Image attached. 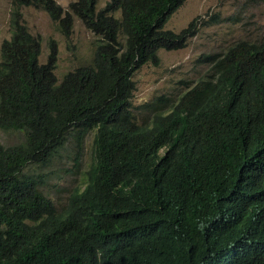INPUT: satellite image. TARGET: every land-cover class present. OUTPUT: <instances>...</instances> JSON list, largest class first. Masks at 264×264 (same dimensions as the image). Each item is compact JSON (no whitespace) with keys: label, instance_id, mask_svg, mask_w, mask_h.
I'll return each mask as SVG.
<instances>
[{"label":"trees","instance_id":"obj_1","mask_svg":"<svg viewBox=\"0 0 264 264\" xmlns=\"http://www.w3.org/2000/svg\"><path fill=\"white\" fill-rule=\"evenodd\" d=\"M57 1L14 0L1 48L0 131L25 141L0 145V264H264V41L206 56L207 77L141 123L134 76L199 32L166 29L186 0ZM28 7L99 36L92 65L60 82ZM92 135L85 188L59 208L47 170L79 166Z\"/></svg>","mask_w":264,"mask_h":264},{"label":"rangeland","instance_id":"obj_2","mask_svg":"<svg viewBox=\"0 0 264 264\" xmlns=\"http://www.w3.org/2000/svg\"><path fill=\"white\" fill-rule=\"evenodd\" d=\"M74 1L57 2L69 10ZM100 1V7L108 2ZM13 2L0 0V63L2 45L12 37ZM22 13L30 33L41 40V64L47 63L52 44L57 47L55 73L60 82L68 73L92 65L101 38L89 31L79 18L74 17L72 33L66 36L45 11L28 7L23 8ZM194 21H197L199 32L186 48L161 51L159 66L147 65L134 76L133 106L139 122L151 118L155 111L175 104L205 79L210 73V66L203 60L206 56L223 54L242 41L263 42L264 0H186L171 17L166 29L180 33ZM24 141L22 133L0 131L2 146L13 147ZM73 159V155L67 156L47 170L49 181L45 193L59 208L67 204L74 191L85 188L86 173L93 160V135L85 141L80 165L77 166Z\"/></svg>","mask_w":264,"mask_h":264}]
</instances>
